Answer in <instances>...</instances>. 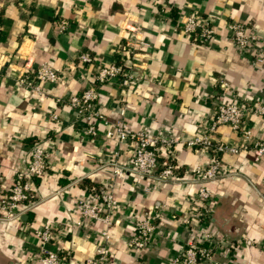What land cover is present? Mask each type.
<instances>
[{
	"label": "crops",
	"instance_id": "1",
	"mask_svg": "<svg viewBox=\"0 0 264 264\" xmlns=\"http://www.w3.org/2000/svg\"><path fill=\"white\" fill-rule=\"evenodd\" d=\"M192 13L214 28L212 38L184 32V16ZM232 22L257 34L253 48L236 46ZM0 26V205L32 146L49 153L18 215L6 218L0 207V264H41L43 247L61 256L59 264H89L106 241L109 264H177L193 243L212 251V260L197 264H264V155L252 144L221 153L223 175L204 184L212 194L205 201L195 168L208 165L214 151L188 145L207 135L240 144L242 133L230 125L209 129L218 106L264 102V62L257 61L264 54V0H0ZM83 51L93 62L79 60ZM43 63L58 71L57 81L42 83L41 93L19 83ZM113 63L125 75L98 84V71ZM90 86L98 88L104 119H87L68 103ZM120 118L133 132L179 138L173 181L115 174L111 161L131 164L137 145L134 136L123 142L106 136ZM90 124L97 135L87 132ZM245 126L264 141V115H247ZM166 160L162 154L161 165ZM101 190L117 200L110 226L77 209ZM157 211L149 243L131 247L138 221ZM45 229L49 242L37 235Z\"/></svg>",
	"mask_w": 264,
	"mask_h": 264
},
{
	"label": "built area",
	"instance_id": "2",
	"mask_svg": "<svg viewBox=\"0 0 264 264\" xmlns=\"http://www.w3.org/2000/svg\"><path fill=\"white\" fill-rule=\"evenodd\" d=\"M67 25L68 23L65 20L59 23L61 29H65ZM229 27L233 31L235 44L240 50L244 51L253 48L258 40V36L254 31L248 30L242 22H232ZM182 29L188 34L197 35L201 40L210 39L215 33L214 28L210 26L209 23L204 22L196 13L184 16ZM1 30L2 27L0 26V33ZM79 60L83 63H91L93 62V56L91 52L83 51L79 55ZM257 61L260 63L264 62L263 53L257 55ZM121 75H125L123 65L113 63L103 66L98 71L96 82L98 84H103ZM58 79V71L51 64L43 63L37 68L33 78L27 75L21 76L19 78V83L32 87L37 92L41 93L42 83L55 82ZM124 83H128L127 78H125ZM98 100V88L96 86H90L81 93L71 96L68 103L87 119H104L103 114L98 109ZM249 114L264 115V102L244 103L236 99L228 103H222L218 106L209 128L211 131H215L219 125H230L233 129L242 133V142L238 145H230L220 141L213 142L208 135L188 140V145L190 146L202 145L214 151V158L208 165H199L195 168V174L198 180L203 184L199 190V198L201 200H210L212 196L210 190L205 187L204 184L223 175L219 163V155L221 153H240L248 149L250 144H252V148L257 156L264 155V141L254 140L252 130L245 126V118ZM121 115L124 116V110H122ZM87 132L94 136L97 135L98 131L96 125L90 124ZM106 136L108 138H115L120 142L134 136L137 141L131 164L124 166L117 162V160L111 161L116 175L124 177L129 172H134L140 176L157 178L164 182L174 180L176 169L173 162L175 157L174 145L179 138L152 135L145 131L133 132L124 118L110 122ZM162 154H165L168 160L161 165L160 157ZM48 158L49 153L44 148L37 144L32 146L26 159L25 167L15 175L10 194L1 201L0 207L6 212V218L17 216L19 213V206L23 202L31 200L32 184L30 179L36 176H42L46 172ZM160 165L162 167H160ZM93 196V200H79L77 209L83 217L101 221L110 226L112 224L113 210L117 205L114 194L110 191L101 190L94 192ZM160 219L161 214L157 211L148 213L144 218L139 220L136 226V233L129 245L131 247L144 248L149 243ZM184 221L188 222L189 219L185 218ZM77 224H81V221L77 222ZM103 234L107 240L109 237L108 231H104ZM37 235L40 236L44 242H49L51 239V232L48 229L37 231ZM60 259L61 256L57 252L46 247L41 249V255L39 257L41 264H59ZM203 260H212V251L210 248L204 247L199 243H193L187 246L176 258L177 264H197ZM88 263H110L107 241L96 247L95 256L90 259ZM213 264L221 263L213 261Z\"/></svg>",
	"mask_w": 264,
	"mask_h": 264
},
{
	"label": "trees",
	"instance_id": "3",
	"mask_svg": "<svg viewBox=\"0 0 264 264\" xmlns=\"http://www.w3.org/2000/svg\"><path fill=\"white\" fill-rule=\"evenodd\" d=\"M1 35H2V30H1V33H0V38L2 37ZM201 245L206 247V245H204V244H201Z\"/></svg>",
	"mask_w": 264,
	"mask_h": 264
}]
</instances>
